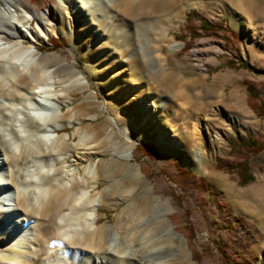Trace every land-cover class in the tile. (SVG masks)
Instances as JSON below:
<instances>
[{
  "label": "rangeland",
  "instance_id": "rangeland-1",
  "mask_svg": "<svg viewBox=\"0 0 264 264\" xmlns=\"http://www.w3.org/2000/svg\"><path fill=\"white\" fill-rule=\"evenodd\" d=\"M63 1L62 25H54L51 33L40 35L35 43L39 53L72 64L57 77L71 80L64 89L68 102L61 105L63 126L58 130L67 138L56 151L68 152L67 165L80 171L125 148L131 153L127 159H118L113 174L97 184L104 192L115 182L123 189L104 199V206L97 210V224L110 232L119 214L116 231L121 236L132 225H147L153 249L164 256V264H264V154L238 155L239 148L232 142L234 137L247 136L264 142V117L248 105L244 84L253 83L264 100V0H134L132 8L122 9L119 16L141 25L150 16L170 38V44L162 45L163 59H157L158 65L163 64L160 70L154 64L147 69L142 62L141 66L126 63L119 48L94 39L101 34L84 26L80 9ZM22 3L39 17L45 13L50 18L58 10L57 0ZM177 7L182 9L177 18L166 12ZM190 10H194L190 24L197 25L199 17L212 24L220 20L236 37L224 31L201 34L183 48L179 35ZM169 16L173 20L168 21ZM31 21L36 27V18ZM52 37L61 38L62 45L41 49L50 46ZM185 39L189 40L188 35ZM146 51L138 48L139 54ZM230 60L234 65L228 64ZM240 61L249 68L240 67ZM33 72L29 69L19 83L30 84ZM55 89L61 87L56 84ZM59 99L66 98L60 95ZM179 129L191 134L201 150L200 168L190 159V148L178 135ZM137 143L147 144L150 154L138 150ZM76 150L88 158L76 157ZM241 158H247L252 176L245 184L240 183L235 167ZM131 168L138 170L139 179L130 177ZM200 177L210 183L209 189L198 185ZM158 215L162 217L159 225ZM163 234L164 244L158 242ZM12 250L20 252L22 259L5 251L0 253V264H29L23 250Z\"/></svg>",
  "mask_w": 264,
  "mask_h": 264
},
{
  "label": "bare ground",
  "instance_id": "bare-ground-1",
  "mask_svg": "<svg viewBox=\"0 0 264 264\" xmlns=\"http://www.w3.org/2000/svg\"><path fill=\"white\" fill-rule=\"evenodd\" d=\"M69 1L80 9L84 26L101 34L94 39L109 48H119L126 63L141 66L142 62L147 69L151 64L157 70L163 67L157 59H163L162 45L170 44V38L160 22L149 16L141 25L119 16L122 9L132 8L134 0ZM56 8L50 18L45 13L39 17L26 9L22 0L0 1V253L6 251L21 260L20 252L12 248L21 249L29 264H164V256L153 249L147 225H132L121 236L116 231L121 224L119 214L110 232L97 224V210L104 206V199L123 190L119 182L104 187L105 192L99 191L97 184L113 174L118 159L130 157V149L105 160L98 158L81 171L67 165L68 152L56 151L67 138L58 130L63 126L61 105L68 102L64 89L71 80L57 77L68 72L72 64L39 53L35 45L40 35L51 33L54 25H62L64 1L57 0ZM181 11L177 7L166 12L177 18ZM32 17L36 18V27L32 26ZM168 19L173 20L170 16ZM137 27L138 33L134 29ZM67 29L72 30L70 22ZM138 48L147 51L142 55ZM29 69L34 71L32 82L30 79V84H20L18 79ZM56 84L60 90L55 89ZM60 95L66 99L60 101ZM159 106L163 108L164 103L160 101ZM178 135L183 136L190 159L200 168L202 152L193 136L181 129ZM73 153L88 158L83 151ZM58 166L63 169L56 171ZM128 171L130 177L139 179L138 170ZM155 218L159 225L161 215ZM166 239L163 234L158 242L164 244Z\"/></svg>",
  "mask_w": 264,
  "mask_h": 264
},
{
  "label": "trees",
  "instance_id": "trees-1",
  "mask_svg": "<svg viewBox=\"0 0 264 264\" xmlns=\"http://www.w3.org/2000/svg\"><path fill=\"white\" fill-rule=\"evenodd\" d=\"M194 16V10H190L186 13L185 21L186 24L182 27L181 31L182 33L179 35V38L184 42V47H187L190 44V41L193 40L196 37H199L202 35H211L215 34L217 35V32L224 31L232 38L236 37V34L234 31L226 29L223 26L222 21H217L215 23H210L204 18H197L198 24H190V18ZM185 35H188L189 40L186 41ZM62 39L59 37H52L49 39L50 46L49 47H42L41 49L47 48V49H56L59 48L62 44ZM40 50V48H38ZM228 64L234 65L233 61H228ZM239 66L243 68H249L248 63L245 61H240ZM246 90H247V103L250 106V108L258 115L264 117V100L259 99V94L256 86L251 82H244ZM232 142L237 146V153L238 155H245L246 153H252V155H257L259 153L264 154V142L259 143L255 139H253L251 136H247L246 139H239L237 137H234L232 139ZM136 148L144 154H150L149 148L147 144H141L137 143ZM242 148V150L240 149ZM245 152V154L241 153ZM247 158H241L239 161L235 163V167L238 169V173L240 176V183L245 184L248 181L252 179V176L249 172V166L247 162ZM182 173L185 175H188V172L186 170H182ZM198 185L200 187H203L205 189H209L210 183L208 181H205L203 178L198 179ZM188 234H190V229H187Z\"/></svg>",
  "mask_w": 264,
  "mask_h": 264
}]
</instances>
